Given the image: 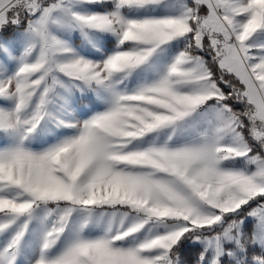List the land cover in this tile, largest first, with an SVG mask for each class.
Returning a JSON list of instances; mask_svg holds the SVG:
<instances>
[{"label":"snow or ice","instance_id":"6c2138e0","mask_svg":"<svg viewBox=\"0 0 264 264\" xmlns=\"http://www.w3.org/2000/svg\"><path fill=\"white\" fill-rule=\"evenodd\" d=\"M0 264H264V0H0Z\"/></svg>","mask_w":264,"mask_h":264},{"label":"trees","instance_id":"16d2710c","mask_svg":"<svg viewBox=\"0 0 264 264\" xmlns=\"http://www.w3.org/2000/svg\"><path fill=\"white\" fill-rule=\"evenodd\" d=\"M195 251V250H194ZM194 251H193V255H194Z\"/></svg>","mask_w":264,"mask_h":264}]
</instances>
